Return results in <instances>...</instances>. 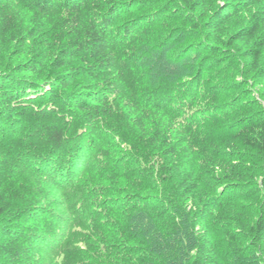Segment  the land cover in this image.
I'll use <instances>...</instances> for the list:
<instances>
[{"label": "clouds", "instance_id": "obj_1", "mask_svg": "<svg viewBox=\"0 0 264 264\" xmlns=\"http://www.w3.org/2000/svg\"><path fill=\"white\" fill-rule=\"evenodd\" d=\"M0 264H264V0H0Z\"/></svg>", "mask_w": 264, "mask_h": 264}]
</instances>
